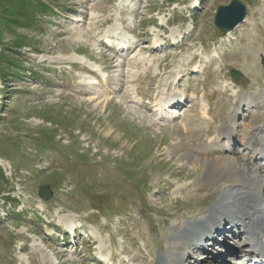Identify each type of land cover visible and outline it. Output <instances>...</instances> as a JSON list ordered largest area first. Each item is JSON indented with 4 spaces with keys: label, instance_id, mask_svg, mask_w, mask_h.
<instances>
[{
    "label": "rangeland",
    "instance_id": "obj_1",
    "mask_svg": "<svg viewBox=\"0 0 264 264\" xmlns=\"http://www.w3.org/2000/svg\"><path fill=\"white\" fill-rule=\"evenodd\" d=\"M47 1L55 11L39 32L3 36L28 34L31 46L5 51L26 75L0 77V264L160 263L179 223L220 203L202 177L214 151L201 168L183 154L228 114L246 123L252 108L238 111V99L264 87V0H241L249 20L227 32L215 16L232 0ZM163 91L183 98L158 113ZM197 181L194 195L177 190ZM221 220L183 264H253L237 245L245 230Z\"/></svg>",
    "mask_w": 264,
    "mask_h": 264
},
{
    "label": "bare ground",
    "instance_id": "obj_2",
    "mask_svg": "<svg viewBox=\"0 0 264 264\" xmlns=\"http://www.w3.org/2000/svg\"><path fill=\"white\" fill-rule=\"evenodd\" d=\"M248 20L249 18L245 21ZM253 39L251 43H254ZM108 41H111L110 37ZM244 66L248 71L257 68L255 61L246 63ZM179 74L182 76V73ZM165 94L166 91H163L162 95L155 100V111L158 113L173 102L180 103V98H183L182 94L178 98L165 97ZM141 99L142 97L137 93L135 102L140 103ZM244 106L252 108L247 114L246 123L238 125L237 118L233 114H228L223 123L216 126L212 137L200 143L198 147H194L190 153L183 154V158H190L194 166L201 168L206 164L209 151L213 150L215 159L205 166L206 173L202 177L209 183L214 182L218 189L223 190V194L218 205L200 211L179 223L182 226L181 233L169 237L167 246L163 250L164 259L156 264H183L190 248L197 244L201 245L199 249L210 245L211 240H214V234L223 230L224 224L221 218L224 219L227 216L232 219L231 224L235 231L245 230L246 238L241 239L237 245L243 247L246 253L255 258L254 264H264V87L249 94H241L237 103L238 111ZM207 107H210L209 103L203 105V115L210 118ZM170 108V110L173 109ZM183 114L181 109H176V115ZM241 126L244 127L239 134L237 128ZM184 130L189 131L187 127ZM238 135L240 138L237 137ZM237 138L241 140L239 148H242V153L232 149L231 145ZM179 146L180 144H176L175 147ZM198 181L194 185L186 183L177 190L185 189L187 193L194 195L202 186ZM202 230H208L211 233L207 236ZM206 256L210 258L209 255ZM234 264L240 263L234 262Z\"/></svg>",
    "mask_w": 264,
    "mask_h": 264
},
{
    "label": "trees",
    "instance_id": "obj_3",
    "mask_svg": "<svg viewBox=\"0 0 264 264\" xmlns=\"http://www.w3.org/2000/svg\"><path fill=\"white\" fill-rule=\"evenodd\" d=\"M55 7L53 3L47 0H0V41L4 53H0V77L7 78L12 76L16 79H22L27 70L24 61H16L15 59L6 60L7 53L5 51H16L27 46H31L28 41V34H23L20 37H14L4 43L3 36L5 34H15L18 31H40L33 30L35 27H41V20L45 17H51ZM58 9H62L58 6ZM19 53V52H18ZM5 171L0 165V179H5ZM8 199L15 200L11 195Z\"/></svg>",
    "mask_w": 264,
    "mask_h": 264
},
{
    "label": "water",
    "instance_id": "obj_4",
    "mask_svg": "<svg viewBox=\"0 0 264 264\" xmlns=\"http://www.w3.org/2000/svg\"><path fill=\"white\" fill-rule=\"evenodd\" d=\"M247 15V7L241 0H232L228 5H220L218 7L215 24L223 32L233 30L236 26L245 20ZM239 72L233 70L232 75L235 79L238 78ZM51 192L48 185L44 184L40 186L39 196L43 199H47Z\"/></svg>",
    "mask_w": 264,
    "mask_h": 264
}]
</instances>
